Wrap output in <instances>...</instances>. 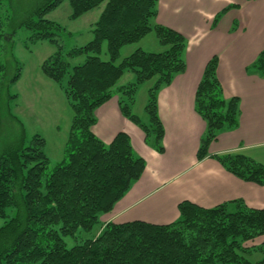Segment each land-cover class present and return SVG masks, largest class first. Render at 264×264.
<instances>
[{
  "label": "trees",
  "instance_id": "obj_1",
  "mask_svg": "<svg viewBox=\"0 0 264 264\" xmlns=\"http://www.w3.org/2000/svg\"><path fill=\"white\" fill-rule=\"evenodd\" d=\"M64 2L70 6L72 20L105 3L92 26V39L65 57L57 41L63 28L46 18ZM157 4L158 0H41L19 24L18 28L32 34L31 41H48L58 47L42 63L41 71L62 90L72 119L64 158L53 167L44 138L38 134L27 138L19 122L17 140L0 153V264H252L247 257L264 250L246 246L264 236V209L249 208L242 200L209 209L181 202L178 219L167 225L141 221L100 225V217L110 213L141 177L145 162L125 133H118L109 144L93 134L95 111L116 97L121 115L143 132L148 147L162 154L164 130L157 114V95L186 69L187 40L156 23ZM150 32L155 33L162 52L137 49L116 64L123 47ZM13 35L0 29V53L7 50L2 40L11 41ZM104 44L106 61L100 58ZM80 57L81 64L68 62ZM14 64L15 72L9 74L7 65L0 62V115L12 119L9 104L17 96L10 88L21 70ZM217 64L215 56L206 63L194 94V111L205 126L196 160L213 159L237 179L264 186L261 164L238 153H208L221 133L238 127L240 115L239 99L223 94ZM126 72L133 74L134 82L118 87ZM245 72L264 79V45ZM144 83L150 85L146 118L140 120L132 107L136 90ZM95 227L99 230L92 238L69 247L65 243ZM257 264H264V255Z\"/></svg>",
  "mask_w": 264,
  "mask_h": 264
},
{
  "label": "crops",
  "instance_id": "obj_2",
  "mask_svg": "<svg viewBox=\"0 0 264 264\" xmlns=\"http://www.w3.org/2000/svg\"><path fill=\"white\" fill-rule=\"evenodd\" d=\"M156 23L187 40L184 73L157 95L164 151L158 154L144 143L143 132L121 115L116 97L95 111L93 134L109 144L125 133L145 162L141 177L100 217V225H167L178 219L181 202L209 209L242 200L249 208L264 209V186L237 179L213 159L196 160L205 126L193 105L203 69L215 56L223 94L239 99L240 115L238 127L221 133L208 153H238L264 166V79L245 72L264 45V0H158ZM263 242L264 236L246 246L257 248Z\"/></svg>",
  "mask_w": 264,
  "mask_h": 264
},
{
  "label": "rangeland",
  "instance_id": "obj_3",
  "mask_svg": "<svg viewBox=\"0 0 264 264\" xmlns=\"http://www.w3.org/2000/svg\"><path fill=\"white\" fill-rule=\"evenodd\" d=\"M1 11L2 31L6 34L14 32L10 40L3 39L7 50L0 53V62L5 63L8 73H14V61L20 67V76L10 88V93L17 97L9 104L10 113L15 119L7 115H0V153L14 143L20 133V125L24 128L27 138L38 134L45 140V153L50 167L60 163L64 158L69 127L72 119L71 109L62 90L41 71L42 63L54 55L58 47L48 41H31V33L24 28H18L21 21L41 0H3ZM105 3L98 8L85 13L78 19L72 20L68 2L62 3L51 14L46 16L50 21L58 23L63 32L57 37L61 53L65 57L72 49L85 46L91 39V29L98 20ZM141 49L147 53H160L164 50L160 46L154 32H150L139 42L123 47L116 64ZM100 58L108 60L105 44L102 46ZM83 57L68 60L71 66L81 64ZM134 82L131 73H124L117 86H125ZM150 83L138 87L132 112L140 120H145L144 107L147 102V90ZM3 114H5L3 112ZM19 122V123H18ZM11 216V214H10ZM2 221L0 220V226ZM95 227L90 233L78 232L75 238L65 240L67 246L75 245L79 241L92 238L97 233ZM258 248V247H257ZM261 250L264 246H259ZM264 251V250H263ZM263 251H256L247 257L252 264H257L263 258Z\"/></svg>",
  "mask_w": 264,
  "mask_h": 264
}]
</instances>
